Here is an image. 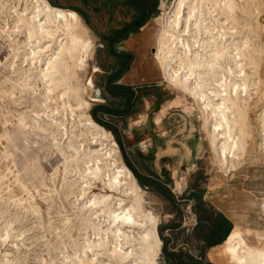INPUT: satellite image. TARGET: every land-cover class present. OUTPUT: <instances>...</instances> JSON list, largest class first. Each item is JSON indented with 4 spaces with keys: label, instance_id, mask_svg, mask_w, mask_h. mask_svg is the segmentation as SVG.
<instances>
[{
    "label": "bare ground",
    "instance_id": "obj_1",
    "mask_svg": "<svg viewBox=\"0 0 264 264\" xmlns=\"http://www.w3.org/2000/svg\"><path fill=\"white\" fill-rule=\"evenodd\" d=\"M258 2L172 0L161 17L153 51L165 81L197 106L216 163L225 171L239 163L251 139L249 99L260 83L258 61L264 51L262 42L250 40L243 29L262 5ZM89 47L86 28L74 10L48 0H0V97L14 107L0 111V159L10 157L1 134L14 119L21 121L22 135L36 132L47 138V151L60 161L65 188L61 192L60 187L61 195L74 197L70 212L57 211L61 216L54 225L49 210L53 198L42 197L49 234L66 237L72 245L69 253L60 252V264H158L159 216L148 208L146 193L124 163L112 133L88 112L91 83L82 76ZM258 131L264 150V108ZM5 169L12 181L4 182L8 173H0V205L9 201L19 205L25 213L35 214L43 228V215L30 193L35 186L29 189L16 169ZM38 184L45 185L43 178ZM262 203L264 212V198ZM17 220L0 206V245L10 243L20 251V244L28 248L24 240L29 238L23 235L27 228L14 227ZM247 227L234 223L225 240L209 249L208 260L264 264V230ZM42 241L50 243L47 238ZM11 256L10 251L0 250V264L18 261ZM47 262L40 258L41 264Z\"/></svg>",
    "mask_w": 264,
    "mask_h": 264
},
{
    "label": "rangeland",
    "instance_id": "obj_2",
    "mask_svg": "<svg viewBox=\"0 0 264 264\" xmlns=\"http://www.w3.org/2000/svg\"><path fill=\"white\" fill-rule=\"evenodd\" d=\"M48 1L56 7L74 10L86 28L90 47L88 64L82 79L85 83L88 80L91 83V86L87 87L86 95L90 103L89 114L92 106L100 103L111 108L122 109L125 99L113 97L105 88L107 76L115 72L120 64L110 54L108 35L116 27L130 21L136 15L135 8L125 0ZM154 1L157 3L154 12L136 31L141 34L142 38L140 49L135 50L134 40L131 42L123 40L119 42L120 46L124 49L129 48V50H117L132 56L127 68L116 81L117 84L131 88L134 93L129 112L99 115L107 124V126H102L112 133L126 166L147 180L141 182L136 178L139 186L146 193L148 208L159 216L157 231L162 243L157 261L158 264H167L164 252L168 248L184 244L192 247L198 243L194 239L193 231L198 223V215L192 207L197 198H188L192 192H195L200 200L212 206L214 210L221 212L231 221L232 225L238 223L242 227L264 230V212L261 207L264 198V150L260 149L258 131L259 115L264 108V52L261 53V58L258 55L260 83L257 89H252L254 92L249 99L248 126L251 139L239 163L225 171L216 163L197 106L191 98L165 81L159 62L154 57L153 51L161 26V17L172 0ZM257 2H261L262 5L258 6L257 12L254 11L253 19L251 17L248 19L249 29L247 27L243 30L247 29L246 35L253 42L258 41L257 44L262 42L264 51V0H257ZM116 45L114 43L115 49ZM139 71H142L141 75H137ZM1 74L2 69H0V76ZM0 101V111L14 109L13 105L8 104V100L0 97ZM1 135L6 149L10 152V157L5 160L0 159V171H2L0 173H8L5 166L10 167L14 172L16 169L24 185L29 189L32 185L36 187H31L30 193L34 195L41 212L40 215H43L42 220L45 219V221L41 220L42 223L44 222L42 228L35 214L25 213L22 207L11 201L2 202L0 206L7 207L8 213L18 218L13 222L14 227L28 229L23 235L29 239L24 240L28 248L21 245V240H19L20 251H15L10 243L1 244L0 250L10 251L11 257L18 258V261L15 259L12 264H41V257L49 261L47 264H52V262L60 264L61 253H69L72 245L66 237L61 240L54 232L49 234L46 228L48 226L46 224V202L42 200V197L47 194H51L53 198L54 203H50V208L53 210L49 209L50 216L54 219L52 225L59 224L58 215L61 216V214L57 211L61 213L71 211L69 201H72L74 197L66 199L65 196L63 197L64 193L61 195L65 188L61 186L63 181H61L60 161L54 158L53 152L47 151L46 137L36 132L22 135L19 119H14L13 124H10ZM43 146L46 147L42 149L45 152L41 151ZM13 164L15 167L11 166ZM54 165H58L59 168L53 174L54 176H51ZM10 174L6 176L8 178H4V182L12 181V174ZM40 178H43L45 185L38 184ZM158 185L163 187L171 199L166 197ZM60 187H62L61 192ZM15 189L16 187L13 186V190ZM14 192L18 193L17 190ZM22 195L18 193V196ZM23 197L26 195L24 194ZM74 221L77 222L76 219H73ZM40 234L45 235L44 240L46 238L49 240L48 245L43 244V239L39 238ZM75 234L73 230V235ZM64 248L67 251H64Z\"/></svg>",
    "mask_w": 264,
    "mask_h": 264
},
{
    "label": "trees",
    "instance_id": "obj_3",
    "mask_svg": "<svg viewBox=\"0 0 264 264\" xmlns=\"http://www.w3.org/2000/svg\"><path fill=\"white\" fill-rule=\"evenodd\" d=\"M126 2L135 8L138 17L131 23L124 25L121 29L114 30L108 37L110 54H112L120 64L119 67H116L115 72L110 73L105 80L106 91L113 97L124 98L125 105L122 109L111 108L104 103L92 106L90 109L91 116L97 123L103 126H107V124L102 120L99 114H127L130 109V104L134 99V93L131 88L116 83L121 73L127 68L128 63L132 60V56L129 53L118 52L114 48V42L121 39L130 28L140 25L144 20L149 18L157 6V3L154 0H126ZM132 172L139 181H147L136 174L134 170H132ZM158 188L164 191L168 199H171V196L165 192L161 185H158ZM194 197L197 199L192 207L198 215V223L193 228L195 241L198 242V246L203 247H211L220 244L225 240L232 228L231 221L221 212L214 210L212 206H209L204 201L200 200L195 192H192L188 198L190 199ZM170 227L172 228L175 226ZM164 255L167 264H202L199 262L188 263L184 261L181 252L176 253L167 250L164 252Z\"/></svg>",
    "mask_w": 264,
    "mask_h": 264
},
{
    "label": "crops",
    "instance_id": "obj_4",
    "mask_svg": "<svg viewBox=\"0 0 264 264\" xmlns=\"http://www.w3.org/2000/svg\"><path fill=\"white\" fill-rule=\"evenodd\" d=\"M125 2H126V0H125ZM135 13H136V15L130 21H128L126 24L131 23L134 19H136L138 17V13L137 12H135ZM146 20H144L143 22H145ZM126 24H124V25H126ZM124 25L116 27L114 30L121 29ZM140 25L130 28L121 39H118V40H116L114 42V43H116L118 45V46L116 45V47H117L116 50H118V49H120L122 51H128L129 50V48H125L124 49V48H122L120 46L119 42H122L123 40L129 41V42L134 40L135 44H136L135 45V50H139L140 49V46H141L140 44L142 43V38H141V34L139 32H136L138 29L141 28ZM114 30H112L109 33L108 37L110 36V34ZM114 48H115V46H114ZM141 72L142 71L137 72V75H141ZM211 247H213V246H211ZM211 247L198 246V244L195 243V246H192V247L188 246L187 244H184V245H181V246H172V247L168 248V250L171 251V252H176V253L181 252L182 253V259L184 261L188 262V263L199 262V263H202V264H213L207 258L208 250Z\"/></svg>",
    "mask_w": 264,
    "mask_h": 264
}]
</instances>
